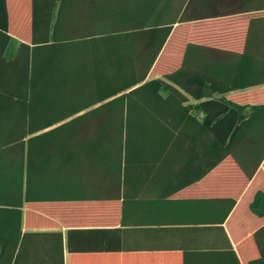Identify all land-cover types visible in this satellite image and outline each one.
Masks as SVG:
<instances>
[{"label":"crops","instance_id":"obj_1","mask_svg":"<svg viewBox=\"0 0 264 264\" xmlns=\"http://www.w3.org/2000/svg\"><path fill=\"white\" fill-rule=\"evenodd\" d=\"M15 5L13 27L35 41L0 32V205L17 204L28 190L35 211L31 220L46 224L32 232L60 231L66 259L70 229L94 230L92 238L107 236L114 250L121 229L119 247L128 264H239L227 223L253 213L246 207L249 185L238 161L227 158L214 165L207 150L171 146L165 151L162 136L154 132L132 136L123 155L115 109L106 108L117 96L86 105L110 91L100 80L107 78L110 86L115 72H98V85L89 87H52L39 73V82L30 86L33 71L22 48L29 46L31 53L36 44H51L52 9ZM2 12L0 24L6 26ZM171 24L173 33L182 29L173 36V50L193 46L189 59L195 66L220 62L228 68L245 49L253 50L252 61L264 60V0H73L63 11L62 30L65 36L91 25L108 37L101 44L110 52L117 44L147 43L146 38H117L119 31ZM211 44L220 46V55L204 53ZM152 70L145 82L161 78Z\"/></svg>","mask_w":264,"mask_h":264},{"label":"trees","instance_id":"obj_2","mask_svg":"<svg viewBox=\"0 0 264 264\" xmlns=\"http://www.w3.org/2000/svg\"><path fill=\"white\" fill-rule=\"evenodd\" d=\"M72 1L0 0L7 24H0V32L6 38L26 43L35 40L28 36V31L13 27L10 9H15V4L29 9H52L51 44H36L31 53L29 46L24 44L22 48L30 57L33 71L30 86L34 87L36 80L39 82L41 73L46 75L44 84L52 87H89L98 85V72L114 71L115 82L111 78L110 86L107 78L105 83L100 80L101 86L110 87V91L98 99L86 100V105L117 96L106 108L116 112L114 130L119 152L127 155L132 136L154 132L162 136L165 151L171 146L185 151L207 150L213 154L214 165L221 159L238 161L249 185L246 201H251L246 207L249 205L253 214L242 222L229 221L227 225L236 245L238 263L264 264V60L252 61L253 50L245 49L240 61L228 68L220 62L195 66L189 59L193 46L186 44L173 50V36L182 31L177 29L173 33V24L146 31H119L117 38H146L147 43L140 46L133 44L134 40L128 46L117 44L109 52V46L101 44L108 37L97 34L91 25L63 35V11ZM219 47L211 44L204 53L215 54ZM129 55H133V60ZM152 68L153 76L158 74L161 78L145 82ZM257 68L259 72L253 77L244 74L253 69L256 73ZM136 86L139 87L126 93ZM23 200L0 205V264H128L119 247L121 229H117L115 250L107 236L92 238L94 230L70 229L66 259L62 233L32 232L46 224L31 220L35 211L28 190ZM54 229L59 230L60 226L55 224Z\"/></svg>","mask_w":264,"mask_h":264}]
</instances>
